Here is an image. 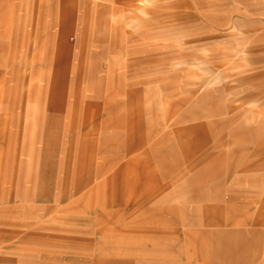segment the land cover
<instances>
[{
  "label": "rangeland",
  "instance_id": "obj_1",
  "mask_svg": "<svg viewBox=\"0 0 264 264\" xmlns=\"http://www.w3.org/2000/svg\"><path fill=\"white\" fill-rule=\"evenodd\" d=\"M60 9L0 30V264H244L264 0Z\"/></svg>",
  "mask_w": 264,
  "mask_h": 264
},
{
  "label": "crops",
  "instance_id": "obj_2",
  "mask_svg": "<svg viewBox=\"0 0 264 264\" xmlns=\"http://www.w3.org/2000/svg\"><path fill=\"white\" fill-rule=\"evenodd\" d=\"M60 0H0V30L13 28V24L21 22L24 24V29H28L30 26V19L38 20L39 15L47 14L51 15L53 23L55 20L60 24ZM30 15H32L30 17ZM20 19V20H19ZM19 20V21H18ZM34 22V21H33ZM53 28H55L53 26ZM263 217L259 218L258 214L255 212L249 214L248 218V234L247 238V255L241 261L244 264H261L264 263V253L259 258V251L256 249V246L259 242V237L261 232V225L264 223V214ZM153 235L151 237L159 238L166 236L158 231H152ZM185 237L186 234L184 233ZM169 236V234H168ZM182 236V235H181ZM179 237V236H178ZM264 252V251H263Z\"/></svg>",
  "mask_w": 264,
  "mask_h": 264
}]
</instances>
